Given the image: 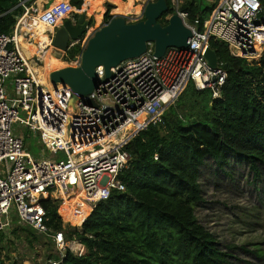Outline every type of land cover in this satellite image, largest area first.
Returning <instances> with one entry per match:
<instances>
[{
  "label": "built area",
  "instance_id": "1",
  "mask_svg": "<svg viewBox=\"0 0 264 264\" xmlns=\"http://www.w3.org/2000/svg\"><path fill=\"white\" fill-rule=\"evenodd\" d=\"M75 13L70 1L42 10L25 7L12 35L0 33V233L12 229L9 216L14 215L17 223L50 237L59 259L48 264H61L68 249L81 256L85 248L75 252L63 232L47 225L43 201H65L81 193L89 208L110 199L115 190L125 191L120 176L130 167L126 147L133 139L162 123L190 84L210 91L214 99L221 96L228 74L221 64L215 70L209 67L205 54L211 40L224 42L231 56L248 63L264 55V0H220L202 32L187 23L186 13L178 12L193 31L188 48H169L158 58L154 43H148L144 55L111 68L109 78L98 67L96 90L78 98L71 112V88L58 85L44 91L19 40L32 42L39 52L35 30L44 27L51 45L59 23ZM15 125L30 134L14 130ZM38 134L52 158L26 151L27 138Z\"/></svg>",
  "mask_w": 264,
  "mask_h": 264
},
{
  "label": "trees",
  "instance_id": "2",
  "mask_svg": "<svg viewBox=\"0 0 264 264\" xmlns=\"http://www.w3.org/2000/svg\"><path fill=\"white\" fill-rule=\"evenodd\" d=\"M33 1L0 0V33L12 35L18 18ZM69 1L77 11L84 6L89 11L106 2ZM182 1L178 12L186 13L187 23L202 32L220 0H211L206 7L203 0ZM167 3L168 15L176 13L172 0ZM106 7L108 23L115 6ZM168 15L159 21L164 26ZM210 47L222 66L238 63V68L227 70V81L218 99L210 91H198L190 84L162 123L150 125L129 143L126 151L131 156L130 167L120 176L125 191L115 190L110 199L98 203L80 229L63 227L59 201L42 202L47 225L63 232L67 242L77 241L85 248L81 256L68 249L61 264H232V255L221 250L217 239L196 217V207L204 200L200 170L208 157L220 165L226 164L228 157H235L248 163L256 176L264 168V55L260 61L248 63L231 56L224 42L211 40ZM82 51L81 44L72 46L66 54L69 60L65 57L64 61H73ZM80 202L88 207L81 193L72 202L77 217ZM17 224L13 230L17 239L30 245L38 241L35 230ZM44 238V246L55 251L52 239L46 235ZM8 245L0 233V256ZM257 257L264 262L263 251ZM52 259L59 257L50 253L47 260ZM6 260L22 264L11 261L9 255L0 263Z\"/></svg>",
  "mask_w": 264,
  "mask_h": 264
},
{
  "label": "rangeland",
  "instance_id": "3",
  "mask_svg": "<svg viewBox=\"0 0 264 264\" xmlns=\"http://www.w3.org/2000/svg\"><path fill=\"white\" fill-rule=\"evenodd\" d=\"M105 1V3H109L107 1H113L117 5V8L112 10V12L128 13L126 9L120 6L121 2L127 4L126 0ZM147 1L148 0H134V14L136 15L133 14V17L129 19V22L133 23L142 19V15L139 14L142 13L143 7L135 6V2L145 6ZM203 1L204 7L211 5V0ZM172 2L178 12L183 1L172 0ZM87 8L88 6H85L81 11L75 13V15H79L86 12L85 14L87 17H91L90 19L93 21V26L80 43L82 48L85 46L87 37H89L94 30L100 26L102 21L104 20L106 23L105 13L102 16L101 21L98 22L97 17L100 15L101 11L98 13H90L91 9L88 11ZM106 9L104 8V4L99 8V10L105 12ZM75 15L71 16L72 19L76 18ZM60 24L62 25L61 22L59 25ZM36 32L38 36L45 34V28L40 27V30H36ZM45 39L46 37L43 36V39H40L39 41L43 48L48 47V50H52L53 55L60 59L62 58V60H64L65 57H68L65 53L55 49L50 45V42ZM32 45L33 43L28 40L25 42L22 41L21 50L26 57L27 53L31 50L30 46ZM38 55L40 60H42L40 56L41 54ZM67 59L69 60V58ZM29 60H31L30 63L32 67L36 68L40 64L39 59L37 58L32 59L30 57ZM78 61L79 60L75 59L73 61H64L66 63L64 67L77 66ZM52 70L53 69L50 71ZM54 89L57 88L51 87V90ZM72 107H74V104ZM67 114L70 113L67 112ZM14 130H17L20 133H25V135L30 134L27 129L19 125H15ZM27 139V152L36 156V158L43 156H45V158H52V156L45 150L40 134H38L36 139L32 136H29ZM30 141L32 142V145H29ZM42 150H44V153H41ZM60 156L63 157V154L60 153ZM199 183L201 185L204 200L196 207V217L199 223L217 239L218 246L221 250L232 255L233 258L230 259V262L232 264H264V262L257 257L259 251L264 252V168L261 167L259 175L256 176L248 163L240 162L235 157H228L227 163L224 165H220L216 160L208 157L206 158L204 165L201 167ZM69 196L65 197V201L62 199L59 200L60 208L58 214L60 217L62 216L64 218L63 220L61 217L62 225L65 229H80L84 213H86L89 208L80 202L79 206L81 207V210L79 211L80 213L78 216L80 222L74 223L70 221L67 209H73L72 202L76 201L79 194H71ZM9 217L14 225L12 229L4 234L9 245L7 246V250H5L0 256V259H6L7 255H9L11 261L14 259L21 261L22 264H48L47 257L50 253L57 254L56 249L55 251L51 249L49 250L44 246V235L40 236L37 234L38 241L34 242L32 245L27 241L25 242L21 239H17L13 234V230L16 225H18L16 223L18 220L14 215ZM67 244L68 247L75 252L82 249V245L77 241L67 242ZM5 264H9V261L6 260Z\"/></svg>",
  "mask_w": 264,
  "mask_h": 264
},
{
  "label": "water",
  "instance_id": "4",
  "mask_svg": "<svg viewBox=\"0 0 264 264\" xmlns=\"http://www.w3.org/2000/svg\"><path fill=\"white\" fill-rule=\"evenodd\" d=\"M54 2L55 0H50L45 8H49ZM168 12L167 0H150L142 9V19L133 23L127 21L133 17L131 13H111V21L102 22L87 37L80 57L75 58L79 60L77 66L49 71L50 84L68 85L73 92V104L78 98L90 95L96 90V69L100 66L105 68L106 77L109 78L111 68L144 55L148 43H154L155 56L158 58L163 57L169 48H188V41L193 36L192 29L187 26L180 13L176 12L170 16ZM165 15L168 16L167 25L164 26L159 21ZM77 18L75 23L72 18L64 20L56 29L51 43L55 49L67 54L72 44L80 42L89 32V17L82 13ZM205 58L210 68L215 70L219 67L218 56L211 47L206 50ZM231 67L237 69L238 63L233 66L224 65L223 69L227 71ZM89 105L95 106L93 102ZM94 209L95 207H89L84 213L83 222L91 216Z\"/></svg>",
  "mask_w": 264,
  "mask_h": 264
},
{
  "label": "bare ground",
  "instance_id": "5",
  "mask_svg": "<svg viewBox=\"0 0 264 264\" xmlns=\"http://www.w3.org/2000/svg\"><path fill=\"white\" fill-rule=\"evenodd\" d=\"M133 4H134V0H128V3L127 4L121 2L120 3V6L123 7L124 9H126L128 11L127 14H129V13L134 14L135 11H134ZM104 13H105V11H103L101 13V15H99L97 17V21L98 22L101 21L102 16H103ZM43 36H46V34H44ZM40 39H43V37L38 36V40L39 41H40ZM19 41H20L19 45L21 47V43L24 40L22 39V40H19ZM40 49L41 50H39V52H38L37 51V47L35 45H33L31 47V50L27 53V57L24 55L23 52L22 53H23L24 57H26L28 59L30 57L32 59H36L39 56L38 54H41L40 56H41V59L42 60L39 61L40 64L37 66L38 69H37V67L36 68L35 67H32V71L34 72L35 79H37V81H39V83H41L43 85L42 89L44 91H47L48 88H50V90H51V87H56V86H53L52 84H50V82H49V78H48L49 71L51 69L64 66L66 63L64 62V60H62V58L60 59L57 56L53 55L52 50L51 49L48 50V47L47 48H43L42 45H41V48ZM71 112H75V107H72ZM125 133L126 132H124L123 135H125ZM73 194H80V193H73ZM72 198H73V195H72ZM67 214H68V216L70 218V221H72L74 223L80 222V220L78 219V217L73 213V210L67 209Z\"/></svg>",
  "mask_w": 264,
  "mask_h": 264
},
{
  "label": "crops",
  "instance_id": "6",
  "mask_svg": "<svg viewBox=\"0 0 264 264\" xmlns=\"http://www.w3.org/2000/svg\"><path fill=\"white\" fill-rule=\"evenodd\" d=\"M66 1H69V0H55V3L57 2H66ZM86 1V0H85ZM150 0H148L147 2H149ZM50 2V0H36V1H33L32 3H31V5L30 6H28V8H30V7H36V8H38L39 10H42L48 3ZM107 2H109V3H104V8L106 9V6H107V4H112V5H114L115 6V8H117V5L115 4V2H113V1H107ZM146 2V3H147ZM145 3V4H146ZM143 5V4H142ZM141 4H137L136 2H135V6H140V7H143L144 8V5L142 6ZM142 8V9H143ZM114 10V9H113ZM79 12V11H78ZM86 13V12H85ZM106 13H107V9H106V12H105V14L104 15H106ZM111 13H114V14H118V13H115V12H111ZM134 15H136V14H134ZM139 15H142V13L141 14H139ZM91 17H89V19H90ZM91 20V19H90ZM102 22H104V20L102 21ZM36 30H40V27H38ZM46 40V39H45ZM64 66H61V67H58V68H54L53 70H56V69H60V68H63ZM47 90H49V88L47 89ZM70 197V196H69Z\"/></svg>",
  "mask_w": 264,
  "mask_h": 264
},
{
  "label": "flooded vegetation",
  "instance_id": "7",
  "mask_svg": "<svg viewBox=\"0 0 264 264\" xmlns=\"http://www.w3.org/2000/svg\"><path fill=\"white\" fill-rule=\"evenodd\" d=\"M127 1V3H128V0H126ZM102 6H93V7H91V12L90 13H98V12H100L101 11V13L103 12L102 10H99V8H101ZM101 13H100V15H101ZM74 21V23L75 22H77L78 21V18H75V19H73ZM85 37V36H84ZM83 40V39H82ZM81 40V41H82ZM33 46V45H32ZM32 46H30V47H32ZM29 47V46H28Z\"/></svg>",
  "mask_w": 264,
  "mask_h": 264
},
{
  "label": "clouds",
  "instance_id": "8",
  "mask_svg": "<svg viewBox=\"0 0 264 264\" xmlns=\"http://www.w3.org/2000/svg\"><path fill=\"white\" fill-rule=\"evenodd\" d=\"M74 15H75V14H74ZM71 18H72V17H71ZM60 26H61V25H60ZM83 39H84V38H83ZM80 43H81V41H80ZM80 43H79V44H80ZM85 43H86V41H85Z\"/></svg>",
  "mask_w": 264,
  "mask_h": 264
}]
</instances>
